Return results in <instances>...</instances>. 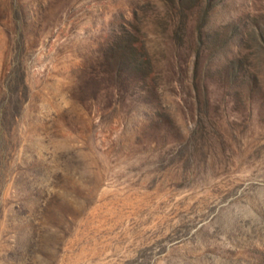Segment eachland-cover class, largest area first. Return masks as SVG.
<instances>
[{
	"label": "rangeland",
	"instance_id": "rangeland-1",
	"mask_svg": "<svg viewBox=\"0 0 264 264\" xmlns=\"http://www.w3.org/2000/svg\"><path fill=\"white\" fill-rule=\"evenodd\" d=\"M0 264H264V0H0Z\"/></svg>",
	"mask_w": 264,
	"mask_h": 264
}]
</instances>
